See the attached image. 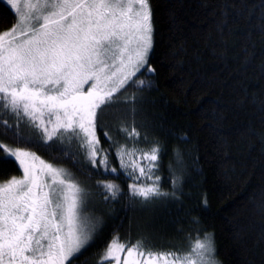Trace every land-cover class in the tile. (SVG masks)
Returning <instances> with one entry per match:
<instances>
[{"label":"trees","instance_id":"16d2710c","mask_svg":"<svg viewBox=\"0 0 264 264\" xmlns=\"http://www.w3.org/2000/svg\"><path fill=\"white\" fill-rule=\"evenodd\" d=\"M149 4L147 64L99 122L95 166L70 133L45 142L26 117L0 118V142L66 170L83 189L91 241L68 264H98L117 236L176 253L210 236L217 264H264V0ZM5 5L0 33L17 23ZM133 128L138 136L129 135ZM154 146L159 159L151 162L144 154ZM149 174L168 195L144 201L132 194L130 185L153 183ZM22 175L0 149V182ZM109 183L118 186L115 199L105 190Z\"/></svg>","mask_w":264,"mask_h":264},{"label":"snow or ice","instance_id":"6c2138e0","mask_svg":"<svg viewBox=\"0 0 264 264\" xmlns=\"http://www.w3.org/2000/svg\"><path fill=\"white\" fill-rule=\"evenodd\" d=\"M11 7L19 19L0 33V118L26 117V124L42 130L45 142L63 141L70 133L88 147L95 166L99 122L147 64L153 33L149 0H24ZM129 135L139 133L133 128ZM0 149L23 172L0 182V264H67L91 241V233L78 224L83 189L66 170L26 148L0 143ZM158 153L154 146L144 158L155 162ZM100 164L107 165L106 158ZM155 167L150 164L149 173ZM139 171L145 175L143 167ZM148 179L151 185L129 186L134 196L150 201L168 195L158 175ZM105 190L116 198L117 185L106 184ZM121 253L123 264H217L210 236L197 238L187 253L155 252L117 236L98 264H121Z\"/></svg>","mask_w":264,"mask_h":264},{"label":"rangeland","instance_id":"374dc122","mask_svg":"<svg viewBox=\"0 0 264 264\" xmlns=\"http://www.w3.org/2000/svg\"><path fill=\"white\" fill-rule=\"evenodd\" d=\"M12 2H15V3H17V4H19V5H22L23 3H24V0H3V3H5L8 7H10L11 9H12V11L16 14V16H17V22H18V19H19V17H18V13H17V11H16V9H13L12 7H11V3ZM151 10V9H150ZM152 44H153V33H152ZM152 48V47H151ZM150 51H151V49H150ZM150 51H149V53H148V56H149V54H150ZM148 56H147V58H148ZM146 66V65H145ZM144 66V67H145ZM144 67L143 68H141V70H143L144 69ZM140 70V71H141ZM140 71H138V72H136V74H135V76L140 72ZM135 76H132L130 79H129V81L125 84V86L128 84V83H130L134 78H135ZM89 83H91V81L89 82ZM124 86V87H125ZM85 87V90H87V88H88V85H85L84 86ZM79 140V139H78ZM80 141V140H79ZM81 142V141H80ZM1 143V142H0ZM7 146V145H6ZM9 147H11V146H9ZM12 148H15V147H12ZM38 156V155H37ZM39 157V156H38ZM40 158V157H39ZM41 160H43L42 158H40ZM44 161V160H43ZM46 162V161H45ZM46 163H48V162H46ZM36 164L39 166V161H36ZM23 173V172H22ZM78 224H79V226H80V228L83 230V231H85L86 233H89V230H88V227H89V225L87 224V222L85 221V219H84V217H83V215H82V210H81V215H80V218H79V220H78ZM84 249V248H83ZM82 249V250H83ZM81 250V251H82ZM78 255V254H77ZM124 255H125V253H121V255H120V259H121V264H123V259H124ZM74 258V257H73ZM72 258V259H73ZM71 259V260H72ZM69 262V261H68ZM67 262V263H68ZM107 263L108 264H114V262L113 261H107ZM161 264H162V262H161Z\"/></svg>","mask_w":264,"mask_h":264},{"label":"flooded vegetation","instance_id":"af4514ba","mask_svg":"<svg viewBox=\"0 0 264 264\" xmlns=\"http://www.w3.org/2000/svg\"><path fill=\"white\" fill-rule=\"evenodd\" d=\"M68 264V263H67Z\"/></svg>","mask_w":264,"mask_h":264}]
</instances>
